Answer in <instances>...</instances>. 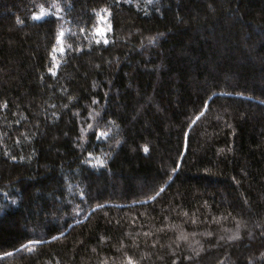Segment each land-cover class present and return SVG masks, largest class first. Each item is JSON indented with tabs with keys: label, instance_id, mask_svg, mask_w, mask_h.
<instances>
[{
	"label": "trees",
	"instance_id": "trees-1",
	"mask_svg": "<svg viewBox=\"0 0 264 264\" xmlns=\"http://www.w3.org/2000/svg\"><path fill=\"white\" fill-rule=\"evenodd\" d=\"M0 264H264V0H0Z\"/></svg>",
	"mask_w": 264,
	"mask_h": 264
},
{
	"label": "rangeland",
	"instance_id": "rangeland-1",
	"mask_svg": "<svg viewBox=\"0 0 264 264\" xmlns=\"http://www.w3.org/2000/svg\"><path fill=\"white\" fill-rule=\"evenodd\" d=\"M102 31H103V30H102V29H100L99 33H100V32L102 33Z\"/></svg>",
	"mask_w": 264,
	"mask_h": 264
},
{
	"label": "snow or ice",
	"instance_id": "snow-or-ice-1",
	"mask_svg": "<svg viewBox=\"0 0 264 264\" xmlns=\"http://www.w3.org/2000/svg\"><path fill=\"white\" fill-rule=\"evenodd\" d=\"M34 18H38V17H34Z\"/></svg>",
	"mask_w": 264,
	"mask_h": 264
}]
</instances>
